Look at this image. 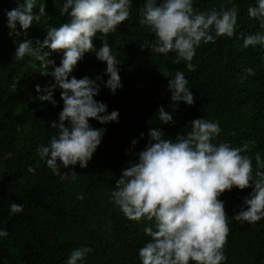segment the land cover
I'll return each mask as SVG.
<instances>
[{"label":"trees","instance_id":"trees-1","mask_svg":"<svg viewBox=\"0 0 264 264\" xmlns=\"http://www.w3.org/2000/svg\"><path fill=\"white\" fill-rule=\"evenodd\" d=\"M44 2L47 16L40 23L33 22L27 32L9 35L5 12L17 6L16 0H0V229L8 232L0 237V264H66L71 251L81 247L93 251L79 264H140L139 249L150 239L143 232L147 225L127 220L112 202L111 192L128 162L138 159L134 153L147 145L149 128L159 127L164 138L174 139L188 130L193 119L218 122L222 131L214 143L224 141L238 147L255 141V147L244 154L252 158L254 179L256 171H264L255 161L257 152L264 160V49L242 47L244 36L264 32L247 14L256 0H193L198 11L235 5L238 20L232 38L218 37L215 43L197 48L192 72L183 61L174 63V52L150 51L154 34L140 24L145 0H131L129 19L106 38L120 61L117 67L123 87L115 95L104 87L106 64L95 53L85 54L72 73L77 79L100 75V92L94 99L106 103L109 113L119 111L118 123L89 121L93 128L103 127L106 132L86 168L77 164L60 169L77 172L75 180L53 175L37 152L57 134L49 125L58 120L63 107L60 90L53 94L55 107L39 101L36 85L43 88L53 77L43 75L44 69L34 58L17 61L13 57L16 43L31 40L38 47L37 39L42 41L49 27L68 21L59 11L65 0H37L34 11ZM99 37L98 33L94 40L97 49ZM61 58L62 53L49 57L55 66ZM249 68L255 75L247 74ZM176 71L184 72L195 103L181 102L172 113L175 123L161 124L156 110L161 105L167 109L171 103L167 84ZM133 139H138L134 148ZM251 191V187L233 188L219 197L230 218ZM11 203L22 204L23 211L10 214ZM229 227L224 264H264V218L254 224L231 220Z\"/></svg>","mask_w":264,"mask_h":264},{"label":"clouds","instance_id":"clouds-1","mask_svg":"<svg viewBox=\"0 0 264 264\" xmlns=\"http://www.w3.org/2000/svg\"><path fill=\"white\" fill-rule=\"evenodd\" d=\"M16 5L5 12L9 35L12 31L17 35L27 32L33 22L40 23L47 16L45 2L39 4L38 12L34 11L37 0H16ZM130 9L131 0H65L59 11L68 17L67 22L49 27L43 40L37 39L38 47L31 40L16 43L13 57L17 61L26 56L34 58L44 69L41 73L53 77L43 88L36 85V98L55 107L53 94L57 88L60 90L63 107L58 120L49 125L57 134L37 152L53 175L61 179L75 180L77 172L60 169L77 164L86 168L102 141L106 129L93 128L90 120L101 125L119 122L118 110L109 113L106 103L94 99L100 92L98 82L102 77L77 79L72 73L85 54L95 53V58L106 64L104 75L108 79L104 87L112 95L123 87L117 67L120 61L106 38L129 19ZM237 13L235 5L198 11L193 0H145L140 24L154 34L152 53L174 52V63L183 61L187 71L192 72L196 70L192 61L197 48L215 43L218 37L234 36ZM247 14L264 29V0H256L255 6L247 8ZM98 33L101 46L97 49L94 40ZM249 46L264 49V32L244 36L242 47ZM53 53H62L59 66L49 59ZM246 72L255 75L251 68ZM167 91L171 101L167 109L172 111L158 106L161 124L175 123L172 113L181 102L188 106L195 103L183 71L168 78ZM221 131L218 122L201 117L190 121L188 130L174 139L164 138L159 127L149 128L147 145L134 153L138 159L130 160L122 170L111 198L127 220L147 225L143 232L150 239L139 249L140 264H224L231 220L254 224L264 218V171H256L254 179L252 158L244 154L255 147V141L238 147L224 141L214 143ZM143 136L141 133L140 139ZM137 143L138 139H133L132 148ZM255 161L258 169H264L259 152ZM249 187L252 191L243 198L240 211L230 218L219 197L233 188L243 191ZM9 209L10 214H16L23 211V205L11 203ZM6 236L8 232L0 229V237ZM92 251L90 247L74 249L66 264H79Z\"/></svg>","mask_w":264,"mask_h":264}]
</instances>
